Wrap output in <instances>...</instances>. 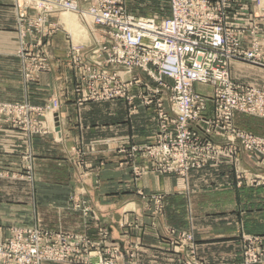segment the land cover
<instances>
[{"label":"crops","instance_id":"crops-1","mask_svg":"<svg viewBox=\"0 0 264 264\" xmlns=\"http://www.w3.org/2000/svg\"><path fill=\"white\" fill-rule=\"evenodd\" d=\"M13 2L0 0V102H27L44 108L53 97H59L67 119L64 143H54L51 133L36 134L25 143L22 129H0V240L6 239L13 227L63 228L86 232L95 241L101 240L99 232L104 229L107 240L133 251L139 264H178L179 256L163 238L168 227L192 231L198 256L209 264L239 260L242 235L259 236L264 243V165L241 153L238 167L226 162L193 170L188 194L179 192L173 175L145 173L136 179L130 146L141 147L155 140L158 122L154 108L141 106L140 99L134 100L139 105L134 113L125 99L77 106L70 72H51V48L61 57L53 66L67 67L69 41L64 29L54 34L45 49L47 69L27 79L24 72L35 68V53L30 58L18 53ZM258 11L254 0L231 4L227 25L249 29L256 21L264 35V17ZM63 24L68 26L65 21ZM231 78L264 90V69L233 62ZM250 122L256 123L254 131L264 137L263 119L236 117L240 128L251 129ZM126 137L130 139L126 153L119 150L122 145L118 142H102ZM95 141L102 143H91ZM91 144L97 145L95 149L89 147ZM29 150L34 169L32 182L26 183L22 160ZM8 175L16 178L9 180ZM27 185L29 197L25 201ZM139 192L144 196L162 194L163 215L153 218ZM73 193L79 200H88L96 213L87 228L81 212L67 202Z\"/></svg>","mask_w":264,"mask_h":264},{"label":"built area","instance_id":"built-area-1","mask_svg":"<svg viewBox=\"0 0 264 264\" xmlns=\"http://www.w3.org/2000/svg\"><path fill=\"white\" fill-rule=\"evenodd\" d=\"M16 1L22 53L29 49L27 38L35 37L33 43L39 46L37 41L48 35L50 26L53 30L51 14L74 13L88 26L93 40L84 56L75 46L69 53V63L73 58L88 90L84 97L140 99L155 105L160 135L154 143L134 148V156L150 161L156 172L178 175L184 187L189 171L209 161L237 163L241 153H247L264 165V139L235 124L237 114L264 118V90L239 85L230 75L233 61L264 68V45L258 27L247 32L226 25L231 0H172L170 18L160 22L129 13L125 0H93L88 9L77 0ZM258 1L261 5L264 0ZM245 36L250 37L247 48ZM34 60L45 63L40 56ZM198 87H210L212 93ZM14 112L26 115L28 125L33 123L31 113L29 117L15 107L0 105V125ZM146 171V167L140 170ZM83 245L79 237L15 229L10 239L0 242V264L70 261L83 255ZM180 245L192 250L182 264H202L194 257L192 236L184 237ZM242 248V260L232 264L264 263L260 238L245 237Z\"/></svg>","mask_w":264,"mask_h":264},{"label":"rangeland","instance_id":"rangeland-1","mask_svg":"<svg viewBox=\"0 0 264 264\" xmlns=\"http://www.w3.org/2000/svg\"><path fill=\"white\" fill-rule=\"evenodd\" d=\"M77 1L80 3V5L83 9H88L90 7V4L93 2V0H77ZM213 1H216V0H213ZM254 2H255L256 9L259 10L258 13L262 17H264V1L261 3V5H259L258 0H254ZM171 3H172V0H125V5H126V8H127L129 13L137 15L138 17H141L143 19H152V20H155L156 22H160L163 19L170 18V16H171ZM241 3H242V0H231V4H236L239 6ZM13 7L15 10L16 33H17L18 43H19V36H18V30H17L19 8H18V4H17L16 0H14V2H13ZM227 13H228V10H227ZM256 18L257 17H255V19ZM64 21L67 23L68 26H65L63 24ZM49 22H50V24L53 25V30L51 31V26H50L48 35L45 37H42L40 39L41 41H37V43H40L41 45L37 46L36 44L33 43V42H35V39H36L35 37H29V38H27V42L29 43V46L27 48H29V49H27L25 51V53H22L21 49L18 52L21 56L22 55L26 56L25 54H27L29 58H30V55H32L34 52L35 56H37V57L40 56V57H43L45 59V63L42 62V65H38L39 63L36 62L35 68L25 69V72H24L25 77L29 80L34 79L37 77V71L47 69V66H46L47 53H46L45 49H47V47L50 43V40L53 39L54 34L56 32L61 31L62 29H64L66 35L68 36L67 39L69 41V48H68L67 55H66L67 67L60 68L59 65H57V64H56V67L53 66L52 63L54 62V60L59 59L61 57H59L57 55V53L55 54L53 49L51 48V72L57 71V74H59V75H61V72H62L61 70L70 72L72 88H73L74 95L76 97L75 103L77 104V106H83V105L89 104V103H104V102L114 101V100H99V99L96 100V99H89L88 97H84V94L85 95L88 94V92H87L88 90H87V88H84L85 83L82 82V76H81L80 70H79L78 66L73 63V58H71V62L69 63V58H70L69 53H70V49L72 48V46L79 48V50H80L79 53L81 55L83 53V56H84V54H86L90 50V47L93 44V40H92L91 33L89 31L88 26H86L76 14L70 13L67 11H59L58 13L51 14L49 17ZM226 25H227V21H226ZM254 26L258 27L260 35H261L260 38H261V41L263 40L262 43L264 45V37H263L264 35H263V32L260 28V24L257 23L256 21H254L252 27H254ZM252 27L249 29H238V30H240V31L245 30L248 32V31L252 30ZM232 28H234V27H232ZM69 29H72V31L70 30L71 31L70 32ZM235 29H237V28H235ZM246 38H248V44L245 46L244 41ZM51 43H52V41H51ZM249 44H250V37L245 36V38L243 39V46L245 48H247V46H249ZM32 47L36 48V49L34 50ZM28 57H23V58L29 59ZM34 59H35V57H34ZM233 62H240V61H233ZM233 62H231V64ZM241 63H244V62H241ZM231 64H230V75H231ZM245 64H248V63H245ZM248 65H250V64H248ZM250 66H253V65H250ZM253 67L264 69V68L256 67V66H253ZM139 76L142 78H145L144 75H139ZM235 83H237V82H235ZM237 84L243 85L240 83H237ZM243 86H247V85H243ZM251 87H253V86H251ZM201 88L202 89L198 88V91L207 93L209 95L212 93V89L210 87H201ZM205 88H208L210 91L206 92L204 90ZM133 91L138 92L139 88L135 87L133 89ZM116 100H120V99H116ZM125 100L129 104V107H130V110L132 113H134V112H136V110H138L139 105L134 104V101L130 102L127 99H125ZM140 102H141V106H143V107H153L155 110V113H156L155 105L148 106L142 100H140ZM0 105L15 107V108L19 109L20 111H22V113L29 114V117H30V113L33 115L30 117V119H33V123L28 125L25 121L27 118L26 115H22L21 113H19V115H18L17 112H14L13 114L8 115L4 118V120L2 121V123L0 125V129L3 126H7L12 130L22 129L24 132V136H25V138H24L25 143H30L31 139L36 134L42 135V134H50V133H51V136L53 137L54 143H64V125L66 122L65 121L66 117H64V115L62 114V111H61L62 104H61L59 97H53L51 99L50 104L44 108L31 106L27 102L19 103V104L0 102ZM28 110H31V111L29 112ZM238 115H245V116H249L251 118H259V117L246 115V114H237L235 116V124L239 130L245 131V132L250 133L254 136H257V137L264 139L263 136H261L256 131H254L256 128L255 122L249 123L250 128L252 127L253 129L252 128L251 129L240 128L236 123V117ZM156 118H157V114H156ZM260 119L264 120V118H260ZM157 122H158V118H157ZM171 134H173V136L175 135L174 132ZM159 135H160V132L158 129V133L155 137V140L153 142H151L150 144L154 143ZM102 142L107 144V145L109 143L118 142L122 145L119 150L123 153H126V147L129 145L130 139L126 137V138H121V139L115 140L114 142L113 141H106V142L102 141ZM102 142L95 141V142H91V143H102ZM150 144H147V145H150ZM96 146H97L96 144L89 145V147H92L93 149H95ZM144 146H146V145H144ZM144 146H141V147H144ZM134 148H140V147L137 145L136 146H130L131 152H130L129 156L131 158H133L131 166H133L132 171L135 174L136 179H139L145 173H152V174H157V175H173L176 178L177 186L179 188L178 189L179 192L184 193V194H188V178H189L190 172L193 170L202 169V168H205L207 166L213 165V161H209L203 167L190 170L189 173L187 174L186 180L184 182V187H183V184H181L180 178L178 177V175H176L174 173L162 174V173L156 172L155 169L151 166L150 161H148L146 159H142L140 157V154H138L137 156H134V154H136V152H134ZM27 157H29V158H27ZM31 157H32V153L29 150L27 153H25L23 155V160H22V167H23V171L25 172L24 177L26 178L25 179L26 183L32 182V172L34 169V165H33V159ZM250 157H252V156H250ZM252 158L254 159V157H252ZM239 162H240V157H239V161L237 163H230V162H227V163L234 165V167H238ZM79 163H80V161H78V164ZM223 163H226V162H222L221 164H223ZM145 167L148 168V171L140 172V170H143ZM239 175H240V173L238 172V176ZM6 178L11 180V179L16 178V177L13 175H8V176H6ZM238 179H239V177H238ZM241 179H242V177H240L239 180H241ZM241 182L242 181H240V183ZM253 182L257 183V182H255V180ZM27 187H29V185L25 186V194H24L25 201H27V197H29L28 196L29 192L27 190ZM139 195L146 198V200L150 206V211H151V215L153 218L157 219L158 217L163 215L164 208H165V197L162 194H154V195H150V196L149 195L144 196L143 193L139 192ZM67 202L69 203V205L70 204L73 205L74 210L81 212L83 218L86 220V223H85L86 228L89 227L90 222L92 220L96 219V213L93 210V208L91 207V204L88 200L87 201L79 200L78 197L76 196V194L73 193L69 196ZM126 226L128 227V224L122 225V227H126ZM15 229H22V230L39 229V230L45 231V232H54L56 234L61 233L62 235H65V236L79 237V238L84 239L85 245H83V247H84L85 251L81 257L78 254H76L77 255L76 259H70V261H65V259L60 260L57 258H53L51 260L44 261L42 264H101V263H103V264H105V263L106 264H139L137 262L136 256L134 255L133 251L129 252L127 248L121 247L120 244L107 240L108 233L104 229L99 232L101 240L95 241L86 232L85 233L71 232V231L65 230L63 228L47 229V228L40 227V226L13 227L12 229H10L9 236L6 239L0 240V242H4V241L10 239V237H11V235ZM186 236H192V238H193V241H194V247H193L194 253L193 254H195L194 257L196 258V260L202 264H209V263L204 262L198 256L197 246H196L197 245L196 244V238H195V235L193 234L192 231H188V230H184V229H177L174 227H168L166 229V236L163 238L164 239L166 238V241L169 242V246L171 247L172 251L179 256L178 264H182L183 257L185 255H186V257H190L187 255L190 254L189 251H192V250H190V248H188L189 250H187V249L183 248L182 245H180V243L184 241V237H186ZM245 237L260 238L262 240V244L264 247L263 239L261 237L242 235L241 236V256H240V259L237 261H233V262H229V263H223V264L239 263L242 260V258H243V256H242L243 255L242 242H243V239ZM177 242L179 245H177ZM77 249L79 250V247H77ZM186 250L188 252H186ZM262 264H264V263H262Z\"/></svg>","mask_w":264,"mask_h":264}]
</instances>
